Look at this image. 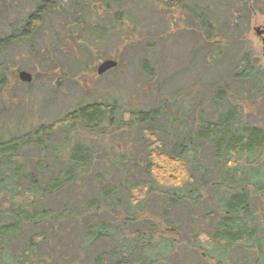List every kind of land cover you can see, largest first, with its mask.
Instances as JSON below:
<instances>
[{
  "label": "trees",
  "instance_id": "1",
  "mask_svg": "<svg viewBox=\"0 0 264 264\" xmlns=\"http://www.w3.org/2000/svg\"><path fill=\"white\" fill-rule=\"evenodd\" d=\"M29 1L32 9L20 25L0 36V264H74L61 252L64 237L73 232L66 246L77 250L75 259L100 249L89 264H264V209L256 207L264 195V124H245L229 86L214 90L209 118L202 103L186 114L181 102L168 113L161 105L140 111L117 101L94 102L51 123L30 124L23 133L2 130L7 104L13 103L4 97L20 82L11 53H29L46 75L54 74L58 68L44 67L41 58L49 59L56 46L62 51L63 43L70 44L90 55L97 43L119 47L140 37L136 14L149 0ZM155 1L196 26L190 30L198 31L213 60L235 42L220 34L223 27L238 26L240 14L232 11L231 0ZM42 37V47H36ZM145 64L142 70L151 75ZM235 64L239 89L246 83L264 89V71L254 69L247 52ZM122 130H137L145 140L141 163L94 141ZM171 132L180 149L176 155L165 151L160 138ZM202 147L210 154L205 163L198 160ZM136 166L142 171L135 176ZM202 198L216 201V207L192 215L188 206ZM152 203L157 211L147 212ZM174 207H186L187 217L201 225L183 224ZM237 251L248 256L241 263Z\"/></svg>",
  "mask_w": 264,
  "mask_h": 264
},
{
  "label": "rangeland",
  "instance_id": "2",
  "mask_svg": "<svg viewBox=\"0 0 264 264\" xmlns=\"http://www.w3.org/2000/svg\"><path fill=\"white\" fill-rule=\"evenodd\" d=\"M230 3L232 11L240 14L238 26L235 29L223 27L220 34L227 40L234 39L235 42H228L222 47V58L218 61L208 54V46L202 41L198 31L196 33L190 30L196 26L185 22V17L182 18L180 11L169 13L162 3L155 0L142 2L140 12L136 14V20L142 26V29L138 27L139 31L142 30L141 36L126 46L117 47L114 42L104 41L97 43L90 55H86V50H82V55L81 51L68 47L70 44H66V47L63 43L62 51L56 46L49 59L41 58L44 67L51 63L52 68H58V72L54 74L46 75L34 59L35 56L29 53L23 52L22 57L11 53L19 67L18 72H29L33 81L31 84L18 82L16 85H10L4 98L8 102L13 100V103L11 107L10 103L7 104L9 106L6 111L9 115L3 117L5 124L2 122V130H10L13 134L23 133L29 129L30 124L51 123L78 105L94 102L117 101L127 109L140 111L161 105L167 113L174 102H181V111L186 114L190 111V106L196 108V105L202 103L203 116L209 118L213 114V92L225 85L230 87L228 95L231 103L241 105L245 124L263 125L264 89H251L249 83L239 89L241 83L235 82L232 75L237 59L244 52H247L254 69L264 71L261 39L253 31L256 27H264V0H231ZM31 9L29 0H0V36L8 34L12 27L20 25ZM129 25L131 24L126 22L125 27L129 28ZM36 40L38 41L35 46L42 47L43 37ZM50 41L52 42L51 39ZM51 49L53 50L52 47ZM106 60L115 61L117 66L101 76L97 75L98 66ZM144 60L145 65L152 69L151 75L142 70ZM236 67V70H240V66ZM49 78L51 81L46 82ZM52 83L54 86H51ZM231 89L233 91L230 92ZM10 95L15 98L11 99ZM2 109L3 105L0 104V111ZM160 134L165 151L179 154L180 149L174 147L173 132L170 135ZM82 141L88 143L89 138L83 135ZM94 141L106 148V152L115 155L126 154L138 164L143 159L146 143L137 130L110 131L106 136L95 137ZM207 150L208 147L201 148L198 158L200 163L209 160L210 154ZM141 171L142 167L136 166L132 174L136 176ZM152 198L151 200H156L157 197ZM204 199L202 198L196 206H188L192 208V215L200 217L205 211H212L216 207V201L209 198L212 202L207 204ZM256 207L258 210L264 209V195L257 197ZM156 209V203L145 206L147 212H155ZM172 212L183 224L192 222L201 225L199 219L191 220L187 217L186 207H174ZM75 236L76 232H73L72 235L64 237L61 252L75 262L74 264H89L100 249H89L75 259L77 250L69 251L66 246ZM236 255L240 263L243 258L248 257L241 251H237ZM253 257L254 255L249 256ZM49 264L62 263L51 261Z\"/></svg>",
  "mask_w": 264,
  "mask_h": 264
},
{
  "label": "water",
  "instance_id": "3",
  "mask_svg": "<svg viewBox=\"0 0 264 264\" xmlns=\"http://www.w3.org/2000/svg\"><path fill=\"white\" fill-rule=\"evenodd\" d=\"M248 1H250V0H248ZM253 31H254L255 35L260 37V39H261L262 59L264 62V27L263 28L256 27L253 29ZM116 66H117V63L115 61L106 60L98 66L97 75L101 76V75L105 74L107 71L115 68ZM17 78L21 83H25V84H30L33 81V76L29 72H26V71H19L17 73Z\"/></svg>",
  "mask_w": 264,
  "mask_h": 264
}]
</instances>
